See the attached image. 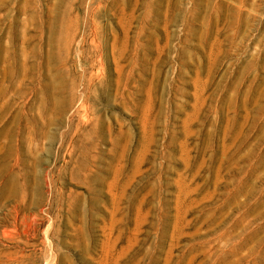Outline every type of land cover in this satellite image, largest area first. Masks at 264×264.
<instances>
[{
    "label": "rangeland",
    "instance_id": "obj_1",
    "mask_svg": "<svg viewBox=\"0 0 264 264\" xmlns=\"http://www.w3.org/2000/svg\"><path fill=\"white\" fill-rule=\"evenodd\" d=\"M0 264H264V0H0Z\"/></svg>",
    "mask_w": 264,
    "mask_h": 264
}]
</instances>
